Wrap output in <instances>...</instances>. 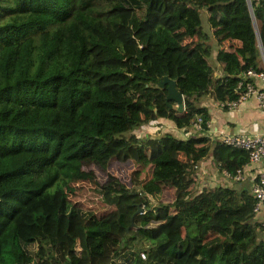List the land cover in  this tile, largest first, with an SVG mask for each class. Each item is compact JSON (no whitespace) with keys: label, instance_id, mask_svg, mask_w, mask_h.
Returning <instances> with one entry per match:
<instances>
[{"label":"trees","instance_id":"1","mask_svg":"<svg viewBox=\"0 0 264 264\" xmlns=\"http://www.w3.org/2000/svg\"><path fill=\"white\" fill-rule=\"evenodd\" d=\"M248 1L0 0V264H264V208L231 186L247 151L205 136L200 105L264 72V0ZM157 118L179 136L133 132ZM208 159L228 175L202 186ZM92 167L96 209L68 197Z\"/></svg>","mask_w":264,"mask_h":264},{"label":"crops","instance_id":"2","mask_svg":"<svg viewBox=\"0 0 264 264\" xmlns=\"http://www.w3.org/2000/svg\"><path fill=\"white\" fill-rule=\"evenodd\" d=\"M260 62L262 64L261 59ZM252 80L257 90H264V78L253 77ZM200 105L205 106L208 113L207 129L204 135L211 139L218 140L222 135L243 133L255 134L264 132V112L259 109L257 99L253 95L247 97L233 108L223 109L219 103L212 102L209 97H205L201 100ZM152 122L154 124H159L158 128L160 132H171L179 136V133L171 121L157 118ZM251 166L252 167L245 168L243 179L240 182L234 183L232 181L229 183V181H227L225 184L231 185L234 183L231 186L250 189L255 175L258 172H264V165L261 163ZM196 177L200 185L211 186L215 185L219 179L221 181L223 175L222 172L217 171L209 164L208 159L200 163Z\"/></svg>","mask_w":264,"mask_h":264},{"label":"built area","instance_id":"3","mask_svg":"<svg viewBox=\"0 0 264 264\" xmlns=\"http://www.w3.org/2000/svg\"><path fill=\"white\" fill-rule=\"evenodd\" d=\"M262 61V67L264 69V61ZM243 78H264L263 73H256L251 70H247L242 74ZM241 86V81L238 82L237 87ZM243 86V92L239 94L237 100L227 101L220 103L219 105L225 106L226 108H233L238 103L242 102L247 97L253 95L258 102V107L264 112V90H257L253 84L246 82ZM201 117L197 116L196 120L192 122V127L196 130L200 129ZM207 124V123H206ZM204 133V132H203ZM222 143L229 145L234 148H239L247 151V164L251 166L253 164H263L264 165V132L255 134H233V135H222L218 139ZM242 171L238 170L236 174L232 177L234 180L242 179L245 168ZM224 175H228L225 171H222ZM257 182L251 185V192L255 198V203L253 205V211L257 212L261 208H264V172H258L256 174ZM140 257L144 259V253H139Z\"/></svg>","mask_w":264,"mask_h":264},{"label":"rangeland","instance_id":"4","mask_svg":"<svg viewBox=\"0 0 264 264\" xmlns=\"http://www.w3.org/2000/svg\"><path fill=\"white\" fill-rule=\"evenodd\" d=\"M199 17H200V22H201L202 28L208 36L209 44L212 46V48H216L215 38H216L217 34L214 32V29L207 24L206 13L203 9L199 11ZM228 43H229V41L223 40V41H221L220 44H221V47L222 46L225 47V46H227ZM207 63L209 65H212L210 58H208ZM261 66H262V64H261ZM150 123L151 124H144L138 130H134L133 132L139 136H143L146 133H152L153 134L154 131L157 130L158 128H156V126L153 122H150ZM110 166H112V165H110ZM92 169L96 175L94 180L91 183L85 182V183H81L77 186H70V190L68 192V197H69V200L71 201V203L74 202V203L80 204L86 208L96 209L95 203H100L102 200L101 197L97 194L96 182H102L104 180L105 175L103 172H101V171H99L93 167H92ZM128 169H129V167L128 168L122 167V169L119 170V176L124 180H127ZM109 170L110 169L108 168L107 171H109ZM143 174L144 173H141L139 175V178H142ZM170 195H171V193L164 192V193H162V198L167 200L170 198ZM140 244H142V247L145 246L144 243H140Z\"/></svg>","mask_w":264,"mask_h":264},{"label":"water","instance_id":"5","mask_svg":"<svg viewBox=\"0 0 264 264\" xmlns=\"http://www.w3.org/2000/svg\"><path fill=\"white\" fill-rule=\"evenodd\" d=\"M246 3H247V6H248V9H249V12L251 14L249 1L246 0ZM252 22H253V28L255 30V25H254L253 18H252ZM258 48H259V52H260V58H262L263 61H264V56L262 54V51H261V48H260L259 44H258ZM157 85H158V87H165L166 94H165V97H164V102L168 105V107H171L169 102H173L174 103V108L178 112H180L182 110V108H183V101H182L181 94L175 88L174 81L165 76L157 83ZM131 224H132V221L130 219V224L129 225H131Z\"/></svg>","mask_w":264,"mask_h":264}]
</instances>
